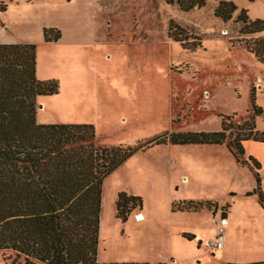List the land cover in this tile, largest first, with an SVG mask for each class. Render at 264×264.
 I'll return each mask as SVG.
<instances>
[{"label": "rangeland", "instance_id": "374dc122", "mask_svg": "<svg viewBox=\"0 0 264 264\" xmlns=\"http://www.w3.org/2000/svg\"><path fill=\"white\" fill-rule=\"evenodd\" d=\"M219 1L183 12L165 0H0V43L34 44L38 79L59 83L58 95L37 99L38 124L92 125L106 147H134L164 134L220 131L224 116L232 117L231 131L238 132L253 97L264 111V63L245 46L264 32L243 34L237 18L245 9L251 21L264 20V0H235L238 10L228 22L215 17ZM171 21L182 29L183 43L170 37ZM44 29L58 30L61 38L46 42ZM198 41L197 49L186 44ZM255 122L264 132V114ZM227 143L151 144L108 176L98 264L165 260L164 251L149 247L163 243L159 223L145 221L142 213L125 224L116 218L121 192L140 197L145 215L168 204L210 202L214 229L226 220L225 211L234 215V232L225 246L227 259H204L203 264L264 261V210L257 195L246 196L256 188L254 169L238 163ZM243 147V159L253 151L259 157L254 156L264 195V143L246 141ZM206 215L185 228H205ZM205 246L214 255L212 241ZM193 257H186V264ZM14 258L11 251H0V264H13Z\"/></svg>", "mask_w": 264, "mask_h": 264}, {"label": "trees", "instance_id": "16d2710c", "mask_svg": "<svg viewBox=\"0 0 264 264\" xmlns=\"http://www.w3.org/2000/svg\"><path fill=\"white\" fill-rule=\"evenodd\" d=\"M165 1L183 12L207 3ZM5 9V5L1 7ZM237 10L235 0H220L214 14L228 22ZM237 19L244 24L243 34L264 32V20L251 21L245 9ZM181 32L171 21L170 37L183 43ZM44 38L46 42H57L61 34L44 29ZM186 44L197 49L201 42ZM245 46L264 63V37ZM59 90L58 81L37 78L34 44H0V251L14 253L13 264H98L104 181L151 144L223 145L228 141L235 160L254 169L256 188L246 196L257 195L264 208L257 173L261 165L253 157L243 159V142L264 143V132L257 130L255 122L264 111L256 106L254 97L251 113L238 132L231 131L232 117L224 116L220 131L164 134L134 147H106L98 143L92 125L37 123V99L58 95ZM212 206L210 202L185 201L174 203L172 210L199 212ZM142 207L140 197L121 192L116 200V218L126 223L132 212ZM222 218H227L225 211ZM183 237L196 238L191 234Z\"/></svg>", "mask_w": 264, "mask_h": 264}, {"label": "crops", "instance_id": "0c3cea01", "mask_svg": "<svg viewBox=\"0 0 264 264\" xmlns=\"http://www.w3.org/2000/svg\"><path fill=\"white\" fill-rule=\"evenodd\" d=\"M7 9H9V7ZM7 11H5L2 14L6 15ZM0 44H12V43L11 41L6 40ZM36 75H37V68H36ZM250 154H251L250 156L253 158L255 157L259 158L256 152L254 151L251 152ZM186 178L188 179V176H186ZM262 209L264 210V208ZM208 210L209 209L204 208L199 212H188V211H175L174 212L172 210V205L170 206V204H168L167 207L163 208V211L159 212V210L155 209V212L153 213L149 211L148 215H145L143 213V210H138V212L131 214L128 220L132 219V216L135 217V215L137 214L139 215L140 213H142L145 221L146 220L149 221L151 218L152 220H155L157 223H159L161 228H163V231L161 232L163 243H159L156 245V242L155 243L150 242L151 246H149L150 249L154 247L152 249L153 252H155L157 249H160L165 252L164 262L163 263L159 262L155 264H170L172 262H175L176 264H186L185 258L189 257L190 255H194L192 264H203L204 259L207 260V259L212 258L211 262H214L216 258L227 259L229 251H226L225 246L227 247L229 245L230 239L234 232L233 231L234 229L232 227V224L234 223V217H233L234 215H232V213H228L227 218H226L228 224L226 225V228L224 230V233L226 231V235L223 237L222 249L220 250L214 249L212 251L214 252V255L211 254L210 250L205 251L204 250V248L206 247L205 244L208 243L209 241H212V243L215 242L219 234V227L217 228V230L214 229V226L211 223V218L209 216ZM205 213L208 214L206 215L208 226L201 229L200 231H195V230L190 231V229L185 228V226L189 224L190 222H193V221H195L196 223L198 221L202 222L203 220L202 215ZM134 217H133V220H136ZM184 234H191V235H194L196 238L194 240H188L183 237ZM255 236H257V234ZM147 247L148 246H146V248ZM260 262H264V261H260ZM130 264H149V263H130ZM222 264H249V263H231L225 260V262Z\"/></svg>", "mask_w": 264, "mask_h": 264}, {"label": "built area", "instance_id": "2783aa9c", "mask_svg": "<svg viewBox=\"0 0 264 264\" xmlns=\"http://www.w3.org/2000/svg\"><path fill=\"white\" fill-rule=\"evenodd\" d=\"M225 221L226 220H221V221L217 222L218 227H219V234H218V237L216 238L215 242L212 243V248L215 250H220L223 247V234H224L223 226L226 225V224H224Z\"/></svg>", "mask_w": 264, "mask_h": 264}, {"label": "bare ground", "instance_id": "6f19581e", "mask_svg": "<svg viewBox=\"0 0 264 264\" xmlns=\"http://www.w3.org/2000/svg\"><path fill=\"white\" fill-rule=\"evenodd\" d=\"M142 218V215H141V217H140V219ZM224 224H226L227 225V220L225 221V223Z\"/></svg>", "mask_w": 264, "mask_h": 264}, {"label": "water", "instance_id": "95a60500", "mask_svg": "<svg viewBox=\"0 0 264 264\" xmlns=\"http://www.w3.org/2000/svg\"><path fill=\"white\" fill-rule=\"evenodd\" d=\"M40 107L42 108V106H40ZM138 217L140 218V217H141V215L139 214V215H138ZM209 244H210V243H209Z\"/></svg>", "mask_w": 264, "mask_h": 264}]
</instances>
